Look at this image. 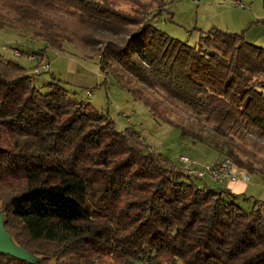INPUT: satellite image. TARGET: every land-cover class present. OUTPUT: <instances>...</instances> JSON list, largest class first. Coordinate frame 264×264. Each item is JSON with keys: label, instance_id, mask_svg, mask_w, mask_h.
Returning <instances> with one entry per match:
<instances>
[{"label": "trees", "instance_id": "trees-1", "mask_svg": "<svg viewBox=\"0 0 264 264\" xmlns=\"http://www.w3.org/2000/svg\"><path fill=\"white\" fill-rule=\"evenodd\" d=\"M167 6V0H0V29L34 28L58 50L72 42L85 49L105 44L96 51L101 68L117 65L153 115L160 114L156 101L139 83L198 108L219 134L243 123L264 139V47L247 42L244 32L215 28L201 35L199 48L184 44L156 27ZM53 13L74 18L79 28L68 29ZM102 34L127 38L104 41ZM137 134L117 130L58 82L43 93L25 67L0 54V214L12 241L35 257L0 252V264L107 256L114 264H264L262 203L245 212L236 203L244 194L189 175ZM225 145L226 159L212 162L264 180V160L255 165L242 145L228 138Z\"/></svg>", "mask_w": 264, "mask_h": 264}, {"label": "rangeland", "instance_id": "rangeland-1", "mask_svg": "<svg viewBox=\"0 0 264 264\" xmlns=\"http://www.w3.org/2000/svg\"><path fill=\"white\" fill-rule=\"evenodd\" d=\"M168 6L159 19L156 27L169 37L189 46L199 48L201 35L211 29L225 32H244L247 42L264 47V1L263 0H167ZM238 4L239 6H236ZM121 9L133 13L134 8L122 4ZM54 20L68 29L79 28L74 18L52 14ZM101 34V33H99ZM104 41L122 42L124 35H98ZM82 43H65L62 50L47 47L44 40L34 34V28L0 29V54L5 60H14L33 75V83L43 93L48 91L50 82H58L69 95L108 115L115 123L117 130L133 128L137 131V140L148 146L150 151L161 154L166 160L181 168L180 157L186 156L197 165L226 159L224 151L227 138L230 143L242 145L251 155L250 160L259 165L264 160V139L251 127L243 123L239 129H227L223 134L215 131V121L188 104H183L168 96L164 91L149 90L143 84L146 96L156 101L159 115H153L149 108L135 98L129 89L126 79L116 69L113 62L107 63L103 70L96 52L105 44L95 49L82 47ZM26 50V53H22ZM44 49L43 56L38 52ZM95 50V51H94ZM47 69V70H46ZM88 93L91 96H88ZM184 166V167H183ZM239 175L238 181L246 182L247 191L236 203L247 213L255 201L262 203L259 208L264 215V180L257 174L246 175L233 169ZM209 183H211L208 180ZM234 182V183H235ZM213 184V183H211ZM1 187L0 185V193ZM66 264H114L111 257L94 260L65 259ZM48 264H56L51 261ZM59 264V263H58ZM176 264H183L178 261Z\"/></svg>", "mask_w": 264, "mask_h": 264}, {"label": "built area", "instance_id": "built-area-1", "mask_svg": "<svg viewBox=\"0 0 264 264\" xmlns=\"http://www.w3.org/2000/svg\"><path fill=\"white\" fill-rule=\"evenodd\" d=\"M236 6L239 5L236 4ZM88 96H91V94L88 93ZM180 161L185 166L186 172L189 175L202 180L207 179L211 183L224 184L227 182H235L240 178L239 175L231 169L228 162H211L205 165H197L196 162L186 156H181ZM241 178L247 180L248 176L243 175Z\"/></svg>", "mask_w": 264, "mask_h": 264}, {"label": "water", "instance_id": "water-1", "mask_svg": "<svg viewBox=\"0 0 264 264\" xmlns=\"http://www.w3.org/2000/svg\"><path fill=\"white\" fill-rule=\"evenodd\" d=\"M0 252L7 255H12L20 259H25L29 261L35 260V257L32 254L20 248L12 241V239L7 234L4 228L3 215L1 214H0Z\"/></svg>", "mask_w": 264, "mask_h": 264}, {"label": "crops", "instance_id": "crops-1", "mask_svg": "<svg viewBox=\"0 0 264 264\" xmlns=\"http://www.w3.org/2000/svg\"><path fill=\"white\" fill-rule=\"evenodd\" d=\"M224 188L229 189L232 193L237 194V195H242L245 194L247 191V184L246 182L243 181H238V182H227L222 184Z\"/></svg>", "mask_w": 264, "mask_h": 264}]
</instances>
